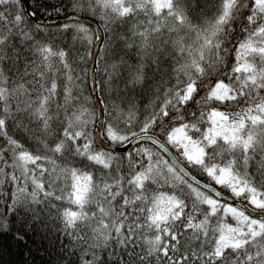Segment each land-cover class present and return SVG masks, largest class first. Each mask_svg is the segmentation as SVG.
<instances>
[{
	"label": "snow or ice",
	"instance_id": "1",
	"mask_svg": "<svg viewBox=\"0 0 264 264\" xmlns=\"http://www.w3.org/2000/svg\"><path fill=\"white\" fill-rule=\"evenodd\" d=\"M66 10L52 30L28 23L36 13L23 0H0L6 212L26 209L35 223L47 210L79 264H264V0H213L195 17L185 0L52 11ZM113 26H126L118 39L134 66L116 53L108 62ZM52 31L72 32L83 54L70 60L40 38ZM89 57L97 67H80ZM22 61L15 74L4 67ZM146 84L141 106L127 93ZM25 118L38 125L35 147L9 134V122L29 133ZM0 229L10 230L3 214Z\"/></svg>",
	"mask_w": 264,
	"mask_h": 264
},
{
	"label": "trees",
	"instance_id": "2",
	"mask_svg": "<svg viewBox=\"0 0 264 264\" xmlns=\"http://www.w3.org/2000/svg\"><path fill=\"white\" fill-rule=\"evenodd\" d=\"M186 4L190 8V14L195 17L199 15L201 9H205L213 0H185ZM29 3V13L35 12V17H45V18H59L70 15V10H66L61 14L57 15L54 8L59 7L61 4L67 5L68 0H28ZM24 9L26 10L25 3L23 1ZM51 11V15H48V11ZM27 11V10H26ZM28 23L36 24V22L31 18L27 17ZM63 23V22H62ZM58 24H41L42 28H50L55 30ZM93 28L96 26L91 24ZM126 26H113L112 31H110L105 37L106 40L110 41L109 57L108 62H111V56L113 53L120 55L124 60L127 61L128 65L134 66L137 62L135 49H125L123 43L118 39V37L123 34ZM72 32H49L42 33L40 38L43 39L47 37L52 40L54 45L57 47H63L70 50V60L78 59L76 54L79 52L83 54L84 49L81 47L78 41H73ZM97 41H93L91 45V51L94 53V47ZM17 43L19 41L17 40ZM103 46L101 43L100 49ZM22 56L31 57V52L28 44L22 46ZM98 56H101V62L98 67L102 70L105 62V58L102 57L100 51ZM92 58L89 57L86 65H79L80 67L91 68ZM74 66H76L74 64ZM6 71H10L15 74L16 69L23 67V61L19 64H13L6 62L4 65ZM97 67V65H96ZM129 68L125 67L123 71L125 73L129 72ZM155 70L149 71L148 75L151 77ZM91 72L89 76L91 77ZM101 77L97 76L96 79L99 80ZM159 79V75L156 76ZM90 83V81H89ZM152 81H149L151 84ZM149 84L143 86L137 85L134 91L127 93L129 97L137 99L141 102V106L147 103L145 97L147 96V89ZM121 87L123 85L121 84ZM87 95V93H85ZM99 95H101L99 93ZM99 110V109H98ZM25 125L30 128L29 133H25L23 130H18L17 127L9 122V134L14 135L17 139H20L25 143L26 146L35 147L34 142L30 139L33 133L39 134L37 131L38 125L35 123H29V121L24 119ZM4 143V138L0 135V146ZM196 175L203 178L204 177L198 173V170L193 171ZM167 190V189H162ZM67 206V205H64ZM43 207V206H41ZM0 214L7 217L10 230L0 229V264H79L78 256L79 251L75 253L71 252V244L69 238L63 235L62 226L59 221L53 219L52 216L48 215L47 210L40 213V218L36 220L35 223L32 222V217L30 213H27L26 209H21L18 212L8 214L6 212L5 206L0 202ZM26 231L27 235L23 241H17L14 238V234L17 230ZM103 259L107 260L106 254H104Z\"/></svg>",
	"mask_w": 264,
	"mask_h": 264
},
{
	"label": "bare ground",
	"instance_id": "3",
	"mask_svg": "<svg viewBox=\"0 0 264 264\" xmlns=\"http://www.w3.org/2000/svg\"><path fill=\"white\" fill-rule=\"evenodd\" d=\"M24 3H25V6H26V10L27 12H29V3H28V0H23ZM28 5V6H27ZM67 17V16H65ZM36 23H40V24H48V25H52V24H58V23H62V22H66V20L64 21H59V22H56V23H49L47 21H39L40 19H44V20H47V19H58L57 17L56 18H45V17H35V16H32L31 17ZM59 18H63V17H59ZM93 25H95L94 23H92ZM96 26V25H95Z\"/></svg>",
	"mask_w": 264,
	"mask_h": 264
},
{
	"label": "water",
	"instance_id": "4",
	"mask_svg": "<svg viewBox=\"0 0 264 264\" xmlns=\"http://www.w3.org/2000/svg\"><path fill=\"white\" fill-rule=\"evenodd\" d=\"M27 6H28V5H27ZM64 20H66V17L58 18V19H47V20L40 19L39 21H47V22H49V23H56V22L64 21ZM94 24H95V23H94ZM95 25H96V24H95ZM101 42H102V41H98L97 44H96L95 51H94V53H95L96 55L98 54V50H99V46H100ZM94 67H95V62L93 61V62H92V66H91V68H94ZM95 95H98V92H97L96 94H94V96H95ZM194 175H195V174H194ZM198 179H201V178L198 177Z\"/></svg>",
	"mask_w": 264,
	"mask_h": 264
}]
</instances>
